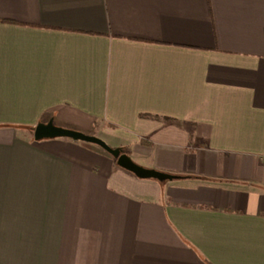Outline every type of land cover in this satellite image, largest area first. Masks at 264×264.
Here are the masks:
<instances>
[{"label":"crops","instance_id":"1","mask_svg":"<svg viewBox=\"0 0 264 264\" xmlns=\"http://www.w3.org/2000/svg\"><path fill=\"white\" fill-rule=\"evenodd\" d=\"M0 264H264V0H0Z\"/></svg>","mask_w":264,"mask_h":264},{"label":"water","instance_id":"2","mask_svg":"<svg viewBox=\"0 0 264 264\" xmlns=\"http://www.w3.org/2000/svg\"><path fill=\"white\" fill-rule=\"evenodd\" d=\"M57 137H67L74 140H82L100 145L102 148L107 150L110 154L114 156L117 160V164L132 172L139 178L142 179H154L159 182H165L168 180H173L179 176L173 173L157 170L155 168H148L137 163L127 152H125L121 147H113L104 139L89 135L84 132L65 128L55 124L53 118L47 122H39L34 129L35 140H42L46 138H57Z\"/></svg>","mask_w":264,"mask_h":264},{"label":"rangeland","instance_id":"3","mask_svg":"<svg viewBox=\"0 0 264 264\" xmlns=\"http://www.w3.org/2000/svg\"><path fill=\"white\" fill-rule=\"evenodd\" d=\"M59 126V125H58ZM63 127V126H62ZM65 128H68V127H65ZM70 129H72V128H70ZM74 130H76V129H74ZM78 131H80V130H78ZM22 132H24L25 134V136L26 137H28V136H31V137H33L34 136V131L33 130H31L30 128H28L27 130H22ZM89 135H92V134H89ZM96 136V135H95ZM99 137V136H98ZM101 138V137H100ZM103 139V138H102ZM114 147V146H113ZM131 157H132V155L131 154H129ZM133 158V157H132ZM137 163H139L140 165H142V166H145V167H148V168H153V167H151V166H148V165H146V164H143V163H141V162H139V161H137V159H135V158H133ZM156 169V168H155ZM158 170V169H157Z\"/></svg>","mask_w":264,"mask_h":264},{"label":"trees","instance_id":"4","mask_svg":"<svg viewBox=\"0 0 264 264\" xmlns=\"http://www.w3.org/2000/svg\"><path fill=\"white\" fill-rule=\"evenodd\" d=\"M141 116L146 117V118H157V119H162V120H172V118H169V117H160V116L152 115V114H142ZM29 128L34 131L35 126H31Z\"/></svg>","mask_w":264,"mask_h":264}]
</instances>
